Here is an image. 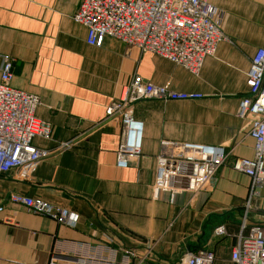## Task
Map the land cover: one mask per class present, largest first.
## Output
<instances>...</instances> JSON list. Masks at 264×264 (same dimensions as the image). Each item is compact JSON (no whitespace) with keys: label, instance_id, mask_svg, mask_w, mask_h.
<instances>
[{"label":"crops","instance_id":"obj_1","mask_svg":"<svg viewBox=\"0 0 264 264\" xmlns=\"http://www.w3.org/2000/svg\"><path fill=\"white\" fill-rule=\"evenodd\" d=\"M210 3L228 40L195 75L111 37L101 47L89 45L86 28L74 19L80 0H0V76L4 58L13 59L12 85L40 98L35 114L51 125L48 137L34 140L47 155L29 178L0 175V264H72L53 253L74 242L131 248L138 255L131 264H181L201 248L215 251L214 264H236L231 253L250 178L232 164L254 155L251 118H239L237 110L252 56L264 48V0ZM136 74L202 96L137 102L141 151L123 167L117 152L125 132L120 118L107 120V109ZM171 142L226 148L227 162L209 189L194 194L180 179L173 189L157 190L158 157ZM13 192L67 208L78 222L60 224L11 203ZM248 223L264 224V190ZM220 224L227 227L222 238L214 234Z\"/></svg>","mask_w":264,"mask_h":264},{"label":"built area","instance_id":"obj_2","mask_svg":"<svg viewBox=\"0 0 264 264\" xmlns=\"http://www.w3.org/2000/svg\"><path fill=\"white\" fill-rule=\"evenodd\" d=\"M218 13L210 0H80L74 19L86 28V41L91 46L101 47L105 39L111 37L128 48L155 54L197 75L205 59L215 55L218 45L228 40L218 22ZM13 63V59L5 57L0 76V175L16 171L19 177L27 179L35 164L47 155L34 140L48 137L51 125L35 114L40 98L12 85ZM246 85L247 92L240 99L237 115L243 120L251 118L249 134L254 140V155L237 158L232 164L233 169L250 178V186L231 259L236 264H264V224L249 226L248 223L253 201L264 190L263 47L252 56ZM201 96L154 84L136 74L122 86L120 97L110 102L107 109V120L120 118L125 132L117 152V164L127 166L141 151L143 124L133 114L137 102L188 100ZM228 155L221 145L164 143L158 157L155 186L157 190H170L180 179H185L192 193L207 190L227 162ZM8 201L60 224L75 226L79 219L77 213L67 208H56L23 193H10ZM3 210L4 206L0 205V212ZM214 234L220 238L226 236V225H218ZM119 254L120 260L117 259ZM59 256H65L72 264H131L138 257L131 248L88 242H74L68 248L63 243L58 244L53 257ZM215 260L214 250L201 248L184 255L181 264H214Z\"/></svg>","mask_w":264,"mask_h":264}]
</instances>
